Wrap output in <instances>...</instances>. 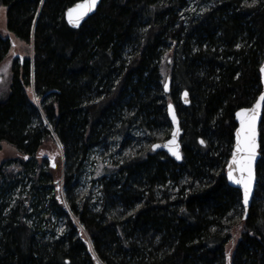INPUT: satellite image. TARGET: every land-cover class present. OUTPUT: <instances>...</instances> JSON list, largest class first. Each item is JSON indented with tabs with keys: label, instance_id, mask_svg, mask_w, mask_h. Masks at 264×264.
Wrapping results in <instances>:
<instances>
[{
	"label": "trees",
	"instance_id": "1",
	"mask_svg": "<svg viewBox=\"0 0 264 264\" xmlns=\"http://www.w3.org/2000/svg\"><path fill=\"white\" fill-rule=\"evenodd\" d=\"M77 1L0 0V146L20 156L0 163V264H264V110L245 219L225 178L262 90L264 0H101L75 30ZM170 102L180 163L150 149Z\"/></svg>",
	"mask_w": 264,
	"mask_h": 264
},
{
	"label": "water",
	"instance_id": "2",
	"mask_svg": "<svg viewBox=\"0 0 264 264\" xmlns=\"http://www.w3.org/2000/svg\"><path fill=\"white\" fill-rule=\"evenodd\" d=\"M84 0H80L77 1L76 3H74L73 5H71L70 7H68L64 13V20L66 22V24L72 28V29H78L81 27V25L92 15L95 14V12L97 11L101 0H96L94 7L91 8V10L88 11V13L86 15H84L82 18H80L79 20H76V16L78 15V11H74L73 12V16H72V23L69 22V17H68V11L69 9H76V6L78 4L83 3ZM264 67V58L262 61V64L260 65L259 68V72H260V80H261V85H262V90L260 92V94L258 95L257 99L253 102V104L249 107H245V108H240L238 109L235 113H234V118H235V122H236V129L234 131L233 134V145H232V150L230 153V157L227 161V164L225 166V178L226 181L228 183V185L232 188H235L237 190L240 191L241 194V206L244 212L243 215V219L246 218L249 207L251 205L252 202V198L254 196V192H255V187H256V167L257 164L260 160V153H259V144H260V125H261V121H262V115H263V110H264V103H262V106L260 109L257 110L256 112V143H257V149H256V155L255 158L252 160V183H251V187H250V192H249V200H248V204L245 205L243 202V186L240 184H236L234 182V179L239 178L241 173L239 171V164H232L233 161V153H236V159L239 160L241 157H246L247 154L244 152H236V143H237V132L241 129L242 125H241V121L240 118L237 117V113L241 112L242 110H251L253 109L256 101L258 100L259 96L264 93V73H262L260 71V69ZM168 85L167 90L165 89V85ZM169 87H170V79H166L165 84H164V91L165 93H169ZM185 93H187V95H185ZM180 100L182 102V104L185 107H188L190 105V99H189V93L187 92V90H184L181 92L180 94ZM169 105H171V108H169ZM166 113H167V118L168 121L170 123L171 126V132L169 137L166 140L163 141H159V142H155L150 146V149L154 152H163L165 153L169 158L173 159L175 162L180 163L182 161V144H181V139L184 135V131L181 128L180 125V119L177 115L175 106L172 102L167 104L166 107ZM173 116H175V120L173 119ZM173 133H175V143L173 145H170L169 142L173 140ZM243 133H241V140H243ZM153 145H159L160 147L155 148V150H153ZM169 146H171L173 148V151L178 152L180 158L177 159V157L175 155L172 154L171 151H169ZM231 166L232 170H233V177L234 179H229L228 177V172H229V167ZM245 176H247V173H244Z\"/></svg>",
	"mask_w": 264,
	"mask_h": 264
},
{
	"label": "snow or ice",
	"instance_id": "3",
	"mask_svg": "<svg viewBox=\"0 0 264 264\" xmlns=\"http://www.w3.org/2000/svg\"><path fill=\"white\" fill-rule=\"evenodd\" d=\"M41 4L43 0H40ZM96 0H84L83 3L78 4L76 9H69L68 17L69 22L72 23V16L74 11H78V15L76 16V20H79L84 15L94 7ZM255 2V0H254ZM262 73H264V67L260 69ZM168 85H165V89L167 90ZM187 95V93H185ZM38 101V98H36ZM262 103H264V93H262L258 100L256 101L253 109L251 110H242L237 113V117L240 118L241 121V129L237 132V143H236V152H244L247 154L246 157H241L239 160L236 159V153H233V161L232 164H239V171L241 173L239 178L234 179L233 170L231 166L229 167L228 177L229 179H234L236 184H240L243 186V202L245 205L248 204L249 200V192L252 183V160L255 158L257 143H256V112L261 108ZM171 108V105H169ZM175 120V116H173ZM241 133H243V140H241ZM175 143V133H173V140L169 142L170 145ZM203 143V141H201ZM153 150L155 148L160 147L159 145H153ZM169 151L172 152L173 155L180 158L178 152L173 151V148L169 146ZM247 173V176L244 173Z\"/></svg>",
	"mask_w": 264,
	"mask_h": 264
},
{
	"label": "rangeland",
	"instance_id": "4",
	"mask_svg": "<svg viewBox=\"0 0 264 264\" xmlns=\"http://www.w3.org/2000/svg\"><path fill=\"white\" fill-rule=\"evenodd\" d=\"M6 26V16H5V8L0 7V32H3ZM31 46H25L20 41L16 42V49H11L8 53L9 57L17 56L16 54H20L21 56H27L31 54ZM11 80V71L8 66L4 65L0 67V98H3L7 92L9 91V85ZM20 157L19 154L15 151V149L8 145L7 143H2L0 146V163L12 158ZM63 161V158L61 157ZM60 160V161H61ZM63 231V222L58 223L56 226V234L60 235ZM85 235V234H84ZM86 237V235H85ZM99 263V260L96 258ZM99 264H102L101 262Z\"/></svg>",
	"mask_w": 264,
	"mask_h": 264
}]
</instances>
